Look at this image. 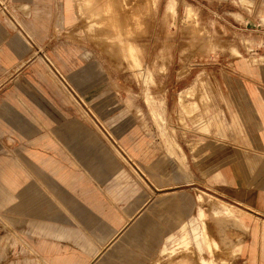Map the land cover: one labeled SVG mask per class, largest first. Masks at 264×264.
<instances>
[{"label": "rangeland", "instance_id": "obj_1", "mask_svg": "<svg viewBox=\"0 0 264 264\" xmlns=\"http://www.w3.org/2000/svg\"><path fill=\"white\" fill-rule=\"evenodd\" d=\"M2 2L13 16V0ZM23 2L37 6V16L32 17L29 9H17L22 22L30 18L32 22L23 27L31 32L22 31L30 43L22 41L23 65L7 88L13 94L7 107L13 112L6 114L7 120L21 127L13 131L14 146L48 130L76 161V172L85 177V188L79 189L85 192L86 214L83 217L84 212L74 206L70 215L63 212L69 227H80L76 233L80 242L100 246V224H105L100 217L116 228L132 218L90 264H129L135 244H141V233L152 227L162 235L175 232L181 221L193 216L179 235L167 239L158 251L155 245L141 261L251 264L250 251L237 250L241 237L245 244L252 242L253 219L244 218L248 226L244 233L236 219L211 213L214 204L230 207L201 194L200 203L197 194L202 191L245 210L259 227L264 222V157L231 147L225 99L217 93L221 89L231 101L248 132V142L260 149L261 122L248 89L256 86L264 100V62L256 67L255 80L236 64L250 55L264 60V0ZM169 4L173 10H167ZM72 9L76 26L63 22L65 11ZM163 105L166 134L180 146L185 168L167 152L154 123L159 117L153 111ZM179 121L188 125L184 128ZM140 141L145 143L144 150L135 152L132 146ZM26 146L62 159L39 145ZM247 158L254 161L252 168ZM117 171L122 177L114 179ZM247 188L254 190L252 203V195L241 192ZM163 191L170 194L162 196ZM56 213L61 216L60 210ZM26 220H17L10 229L36 250L37 236L24 232ZM0 221V264L21 263L28 254L19 245L3 248L2 225L10 220ZM136 225L142 229L133 235ZM260 237L254 264H260ZM75 239L62 244L75 248Z\"/></svg>", "mask_w": 264, "mask_h": 264}, {"label": "crops", "instance_id": "obj_2", "mask_svg": "<svg viewBox=\"0 0 264 264\" xmlns=\"http://www.w3.org/2000/svg\"><path fill=\"white\" fill-rule=\"evenodd\" d=\"M2 1L4 0H0V220H2V218L10 220V222L6 223L7 225H2L5 230L3 236L5 243L3 248L12 249L19 245L23 251L27 252L28 256L25 257L21 263L18 261L16 264H90L91 261L98 257L103 249H106V247L115 240L118 233L130 224L132 218H126L125 223H123L120 228H116L115 225L109 223L108 219L105 220L100 217L101 222L103 220L105 223L103 225L102 223L100 224L103 228V234L99 235L100 246L85 241L80 242L81 239L76 236L80 227H69V218L64 213L66 212L70 215L69 211L71 209L73 210L74 206L75 210L81 209L84 212L83 217L86 214V205L84 204V199L86 198L85 192H80L79 189L85 188V177L80 176L81 174L76 172L78 166L76 161L59 146L53 137H51V133L48 132V130L32 141L23 140L24 143H22V145L14 146L13 131L21 127L16 128L13 122L7 120L6 114L13 112V109H7V107L10 106L8 102H11L12 100L10 98L13 97V94L7 92V88L10 87V83L17 80V73L23 65L21 61L22 41L28 45H30V43L22 34V31L24 30V26H30L32 22L31 18L29 21L22 22L17 9L23 11L29 9L31 11L30 15L36 17L37 6L31 4V2L27 3L23 2V0H13V8L15 11L12 16L8 10L5 11L7 7ZM1 5L4 6V8H1ZM63 22L65 25L76 26V13L74 9H72L71 13H66L65 11ZM24 31L29 32L30 30ZM77 31L80 33L78 29ZM263 62L264 60L262 58L253 59L252 55H250L246 58L240 57L236 66L243 70L248 77L255 80L257 75L255 72L256 67L259 63ZM248 92L251 106L261 122L257 132L260 144V149L258 150L252 147L250 142H248V132L246 128L241 126L239 113L232 109L231 101H229L221 89L220 92L217 93L221 98L225 99L223 104L225 106L228 132H231L233 136L231 138V147L236 149L240 146L244 149V153L256 151L258 153L256 156L263 158L264 100L256 86H253L252 89H248ZM153 113L156 114L157 117L160 118L161 116L163 118V120L158 118L154 123L159 130L167 152L176 157L180 168H185L186 166L183 163L185 158L180 146L173 138L166 134L164 105L158 106L157 111H153ZM31 118L35 123L42 124L36 116L31 115ZM179 123L183 125V127L188 125L181 121H179ZM30 143L53 151L59 154L62 159H55L53 156L49 155L48 152L29 149L26 144ZM192 145L196 147L194 141ZM132 147L135 152H141L144 150L145 143L140 141L133 144ZM114 151L116 155L121 158L119 152L117 150ZM176 151H180V155H177ZM246 160L248 161V165L252 168L254 161H252L251 158H247ZM43 171L46 175L43 174ZM121 175L122 174L117 171L113 174V177L114 179H119L122 177ZM235 177L240 179L236 169ZM151 182L154 183V181ZM239 183L242 184L243 182L240 181ZM242 185H244V187L246 186L244 183ZM165 190L168 189L165 188ZM163 192L166 193H161L162 196L170 194L169 191ZM241 192L245 196L254 194V190L250 188H247V190L244 189ZM199 194L213 197L230 207L232 210L225 206L214 204L215 207L211 205V213L214 217V214H217L216 217L225 216L236 219L239 228L244 233L248 231V226L245 224L244 218L253 219L254 225L249 229L252 242L250 244H245L241 237L240 247L237 252L248 249L252 257L251 264H254L256 262L255 249L258 246L257 240L258 237L261 236L259 238L262 241L260 245V264H264V222L261 227H259L256 223L257 220L245 210L202 191H199L197 194V200L200 203L203 198L200 197ZM253 198L254 195L250 197V203H252ZM100 207L101 210L105 209L103 206ZM56 209L61 211L60 217L57 215ZM200 209L201 208H198L199 216ZM56 215L58 218L55 217ZM22 218L27 219L24 223L26 224L24 232L33 233L37 236L35 240L36 250H33L25 244L23 240L17 237L15 231L10 229V225L13 223L16 224L17 220L20 221ZM192 218H194V216L185 221H181L176 227L175 232H170L165 235H162L160 231L153 227L147 230L144 229L145 233H141L143 237L139 240L141 244H135L137 250L133 252L132 259H130L128 263L144 264L141 261L144 255H149V252H151V249H153L155 245H157L156 250L158 251L167 239L171 236L179 235L183 225L188 223ZM3 222L5 224V221ZM0 224H2L1 221ZM141 229L142 227L140 225H136L132 228L131 232L135 235L137 232H140ZM72 237L76 238L75 248H72L70 245L62 244L64 240L71 241ZM82 256H85L87 259H83Z\"/></svg>", "mask_w": 264, "mask_h": 264}, {"label": "bare ground", "instance_id": "obj_3", "mask_svg": "<svg viewBox=\"0 0 264 264\" xmlns=\"http://www.w3.org/2000/svg\"><path fill=\"white\" fill-rule=\"evenodd\" d=\"M167 10H173V5H172V4H169V5L167 6Z\"/></svg>", "mask_w": 264, "mask_h": 264}]
</instances>
